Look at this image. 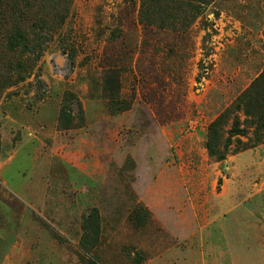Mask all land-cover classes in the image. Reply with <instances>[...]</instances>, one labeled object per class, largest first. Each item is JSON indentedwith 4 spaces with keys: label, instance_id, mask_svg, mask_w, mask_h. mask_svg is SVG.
<instances>
[{
    "label": "rangeland",
    "instance_id": "374dc122",
    "mask_svg": "<svg viewBox=\"0 0 264 264\" xmlns=\"http://www.w3.org/2000/svg\"><path fill=\"white\" fill-rule=\"evenodd\" d=\"M0 264H264V0H0Z\"/></svg>",
    "mask_w": 264,
    "mask_h": 264
},
{
    "label": "trees",
    "instance_id": "16d2710c",
    "mask_svg": "<svg viewBox=\"0 0 264 264\" xmlns=\"http://www.w3.org/2000/svg\"><path fill=\"white\" fill-rule=\"evenodd\" d=\"M232 132L235 133V131H232ZM233 133H232V134H233Z\"/></svg>",
    "mask_w": 264,
    "mask_h": 264
}]
</instances>
